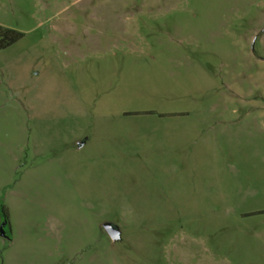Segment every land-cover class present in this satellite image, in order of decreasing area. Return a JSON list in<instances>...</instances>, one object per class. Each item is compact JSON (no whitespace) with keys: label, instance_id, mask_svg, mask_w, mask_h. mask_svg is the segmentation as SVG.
I'll return each instance as SVG.
<instances>
[{"label":"rangeland","instance_id":"1","mask_svg":"<svg viewBox=\"0 0 264 264\" xmlns=\"http://www.w3.org/2000/svg\"><path fill=\"white\" fill-rule=\"evenodd\" d=\"M0 24V264H264V0H0Z\"/></svg>","mask_w":264,"mask_h":264},{"label":"trees","instance_id":"2","mask_svg":"<svg viewBox=\"0 0 264 264\" xmlns=\"http://www.w3.org/2000/svg\"><path fill=\"white\" fill-rule=\"evenodd\" d=\"M22 36H23L22 32L14 28L0 24V49L6 48L14 44L19 39H21Z\"/></svg>","mask_w":264,"mask_h":264},{"label":"water","instance_id":"3","mask_svg":"<svg viewBox=\"0 0 264 264\" xmlns=\"http://www.w3.org/2000/svg\"><path fill=\"white\" fill-rule=\"evenodd\" d=\"M3 226H4V224H2V225L0 226V234L3 235V236H6L7 234H6V232H5L4 228H3Z\"/></svg>","mask_w":264,"mask_h":264}]
</instances>
